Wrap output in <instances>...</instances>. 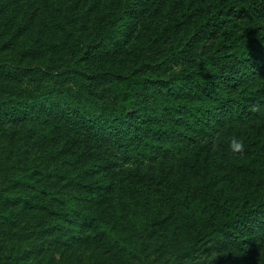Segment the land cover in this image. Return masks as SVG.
I'll return each instance as SVG.
<instances>
[{
	"label": "trees",
	"instance_id": "trees-1",
	"mask_svg": "<svg viewBox=\"0 0 264 264\" xmlns=\"http://www.w3.org/2000/svg\"><path fill=\"white\" fill-rule=\"evenodd\" d=\"M0 13V264H225L228 250L264 264V107L251 111L264 0H0ZM226 170L244 178L227 189Z\"/></svg>",
	"mask_w": 264,
	"mask_h": 264
},
{
	"label": "rangeland",
	"instance_id": "rangeland-1",
	"mask_svg": "<svg viewBox=\"0 0 264 264\" xmlns=\"http://www.w3.org/2000/svg\"><path fill=\"white\" fill-rule=\"evenodd\" d=\"M52 130H49L48 133H49V137H52V138H50V140H51V143L54 145L59 144V142L65 143V141L67 140V137L76 140V141H74V144H77L82 140L81 138L73 137L72 135H70L68 133L66 134V133L60 132V131L57 133V132H53L54 130L53 131ZM53 148H56V146H51V145L48 146V150H52ZM70 149H71V146H68L67 148L63 149L62 154L60 156H57L56 159H54L52 161V164H54L56 166L57 171L66 172L68 170V168L71 166V164H72L71 161L70 162L67 161L72 156V153L69 151ZM162 167L165 169L168 177L171 180H173L175 178L179 179V180L181 179V181H180L181 186L186 183L189 175L187 174L185 169H183L182 167L175 164L174 161L166 160L162 163ZM243 178H244V176L242 174L226 170L223 174L222 182L226 186V188L229 189V188H233L234 186H236L238 184V182H240V180ZM60 182H61L60 183L61 187H60L59 192L62 191L63 193L67 194L70 191V189L72 188L69 177L66 180H63ZM77 192L82 193L83 190L79 188L77 190ZM134 193H135L134 194L135 196L139 197L140 193H142V192L140 191V189L137 188V186H135ZM174 193H176V192H174ZM114 197H115L114 193H109V194L107 193L105 195V197L101 198V200L98 201V204H96V205L100 206L101 209L107 208L111 204V202L113 201ZM197 198L199 200H202L204 197L197 196ZM149 199H150L149 203L152 206L157 202L156 197L151 196V198H149ZM174 199H176V195H175ZM174 199H173V202H174ZM80 201L82 203L85 202L84 198H81ZM86 204L89 206H92V207H96L88 199L86 200ZM174 210L175 211L173 214H178V209H174ZM171 217L172 216H169V218H171ZM257 256H259V255H257ZM223 257L225 258L224 260H226V258H228V260H229L225 264H242V262H243L239 258H236V257L234 258V254H232V252H230L229 250L224 252ZM244 262L245 263H243V264H254L252 259H250L248 261L245 260ZM255 263H258V262H255Z\"/></svg>",
	"mask_w": 264,
	"mask_h": 264
},
{
	"label": "clouds",
	"instance_id": "clouds-1",
	"mask_svg": "<svg viewBox=\"0 0 264 264\" xmlns=\"http://www.w3.org/2000/svg\"><path fill=\"white\" fill-rule=\"evenodd\" d=\"M262 107L253 106L251 111L252 112H259L262 110ZM229 144V150L235 154V155H242L245 152L246 145L242 138L239 137H231L228 140ZM213 147H215V144L213 143Z\"/></svg>",
	"mask_w": 264,
	"mask_h": 264
}]
</instances>
